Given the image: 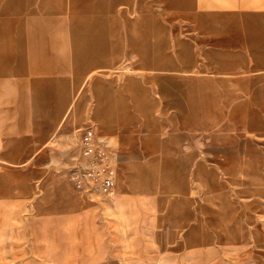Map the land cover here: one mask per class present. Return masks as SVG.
<instances>
[{
	"label": "rangeland",
	"instance_id": "1",
	"mask_svg": "<svg viewBox=\"0 0 264 264\" xmlns=\"http://www.w3.org/2000/svg\"><path fill=\"white\" fill-rule=\"evenodd\" d=\"M0 264H264V0H0Z\"/></svg>",
	"mask_w": 264,
	"mask_h": 264
},
{
	"label": "built area",
	"instance_id": "2",
	"mask_svg": "<svg viewBox=\"0 0 264 264\" xmlns=\"http://www.w3.org/2000/svg\"><path fill=\"white\" fill-rule=\"evenodd\" d=\"M82 160L76 169L75 180L79 185H86L92 193L109 198L114 186L112 151L106 142L97 144L90 132H84L79 139ZM100 147V148H99Z\"/></svg>",
	"mask_w": 264,
	"mask_h": 264
},
{
	"label": "crops",
	"instance_id": "3",
	"mask_svg": "<svg viewBox=\"0 0 264 264\" xmlns=\"http://www.w3.org/2000/svg\"><path fill=\"white\" fill-rule=\"evenodd\" d=\"M115 59H117V58L116 57H113L112 60H115ZM93 70L88 71L86 73V75L90 77L92 75V73H93ZM87 81H88V79L84 83H81V85H80V83L78 82V79H77V74H76V76L69 77L68 79L64 80L62 84H60L61 96L63 98V101L66 104L72 102L73 101V98H75L78 101V98H80V97H81V99H83V102L85 104L82 112H77V110L75 112H73L72 116L70 117L71 118L70 123L68 125H65V126H62L61 125L60 130L70 131L73 128L74 119H75V116L76 115H80V114H83L84 115L85 113H87L88 116L91 117V119H94L95 118L93 116V114H92L93 113V106L94 105L92 106V108L89 111H88V108H87L88 107V97H87L88 94H87V92L89 91L87 89V87H86ZM80 91H81V93H80ZM93 93H94V96H95V102L96 101H101L102 102V101H105V99L108 100V97H106L107 96L106 93H109V91H106L102 87V85H99L98 83H94ZM234 96H235V94H234ZM213 97H214V101L217 103L216 104V107H217L218 114L216 116H218V115H220L221 107L223 106L224 103H227V101L224 100V99H222L220 96H216V95L214 96L213 95ZM216 126H217V124H216ZM185 129H187V128H185ZM187 131H188V129H187ZM101 132H103V131H101ZM103 133H105V132H103ZM214 133L218 136V140H219V151H220L221 150V146L220 145H221V138L222 137L218 133L217 127L214 129ZM133 137H134V135H133ZM144 141H145V139H144V137H142L140 139L141 144L145 143ZM157 147H158V145H153L152 144V146H150L147 149H149V152H151L152 150H156ZM8 160H10V159H8ZM5 161H7V160H5Z\"/></svg>",
	"mask_w": 264,
	"mask_h": 264
},
{
	"label": "bare ground",
	"instance_id": "4",
	"mask_svg": "<svg viewBox=\"0 0 264 264\" xmlns=\"http://www.w3.org/2000/svg\"><path fill=\"white\" fill-rule=\"evenodd\" d=\"M85 72V71H84ZM85 76V78H88V76L86 75V73H84L81 77V79ZM69 107V106H68Z\"/></svg>",
	"mask_w": 264,
	"mask_h": 264
}]
</instances>
